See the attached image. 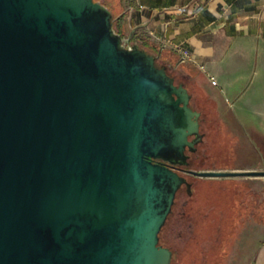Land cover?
I'll use <instances>...</instances> for the list:
<instances>
[{
    "label": "water",
    "instance_id": "1",
    "mask_svg": "<svg viewBox=\"0 0 264 264\" xmlns=\"http://www.w3.org/2000/svg\"><path fill=\"white\" fill-rule=\"evenodd\" d=\"M131 40L99 0H0V264H172L202 114Z\"/></svg>",
    "mask_w": 264,
    "mask_h": 264
},
{
    "label": "crops",
    "instance_id": "2",
    "mask_svg": "<svg viewBox=\"0 0 264 264\" xmlns=\"http://www.w3.org/2000/svg\"><path fill=\"white\" fill-rule=\"evenodd\" d=\"M122 7V25L133 41L191 53L181 76L214 101L228 140L239 141L229 127L244 128L252 143L264 145V0H122ZM259 203L250 213L261 226L250 238L261 242L249 264H264V201Z\"/></svg>",
    "mask_w": 264,
    "mask_h": 264
},
{
    "label": "rangeland",
    "instance_id": "3",
    "mask_svg": "<svg viewBox=\"0 0 264 264\" xmlns=\"http://www.w3.org/2000/svg\"><path fill=\"white\" fill-rule=\"evenodd\" d=\"M174 73L177 74L180 82L185 80L176 70ZM209 91L215 93L217 90L210 88ZM246 115L250 114L247 113ZM228 129L239 136V141L232 143V146H234L233 159L232 161L216 163L214 170H218L219 167L243 168L240 170H264V160L260 153L261 145L252 143L253 136H249L244 131V128L232 129L229 127ZM257 139L261 140L258 137ZM211 179L214 180L209 179L208 181L219 182V186L232 185L233 183L238 185V183L247 181L249 191L246 203L249 204V207L259 205V202L264 201V177ZM233 192L234 190L229 189L232 199H234ZM212 198H209L211 199V204L207 208L204 207L202 214H199V216L184 215V206L188 198L186 189H183L177 195L172 214L161 232L163 245L179 252L180 258L183 260L182 264H249L261 242L258 237L257 239H251L250 237L254 234L250 233L253 231L258 233L261 225L255 224L250 210L247 211L245 218L240 219L239 224L231 232L229 229L224 228L225 232L222 236L224 237V248L219 250L222 245L217 230L219 229L218 221H221L223 207L219 195L216 196L214 194ZM233 206L234 204L231 203L230 207L233 208ZM195 207H203L202 201L195 203ZM205 212L208 214L206 215ZM203 214L209 218H205ZM203 218H205L207 226L202 225V222L200 223Z\"/></svg>",
    "mask_w": 264,
    "mask_h": 264
},
{
    "label": "trees",
    "instance_id": "4",
    "mask_svg": "<svg viewBox=\"0 0 264 264\" xmlns=\"http://www.w3.org/2000/svg\"><path fill=\"white\" fill-rule=\"evenodd\" d=\"M102 1L114 14V28L116 31L121 34L123 37H127V33L123 28L122 22L125 17V12L122 7V0H99ZM132 43L136 42L131 40ZM142 47H145L150 53L159 55V64H166L169 68V73L176 77L177 83H184L186 87L189 89L190 94L192 95V101L191 106L195 109L201 112V123H202V132L205 134V141L202 145V155L193 161L191 168L194 170H206V169H215L214 164H211L212 162H222V161H232V157L234 154V146H232L233 141H227L226 139H223L224 137H228L225 133V129L223 126V123L221 122L219 118V114L216 110V106L213 100H211L208 96H206L202 89L199 88L193 80H183L179 81L177 74L174 73L176 70L179 72L180 75L183 74V64H179L180 57L178 54H175L174 52H171L169 50L164 49L162 52L159 49L158 51H155L153 49H150L146 44L142 42H138ZM194 85H192V84ZM221 133V137L218 136V134ZM225 133V136H223ZM228 139V138H227ZM222 140L225 141V149L223 150L222 146ZM220 141V142H219ZM221 147V148H220ZM260 153L262 154L264 158V145L260 146ZM230 156V157H228ZM217 158V159H216ZM216 159V160H215ZM264 160V159H263ZM220 169H232L229 167H219ZM191 180V192H187V205H186V214L190 216H199V214H202L204 207L207 208L211 204V199H213V195L216 194L220 197V202L222 204V213H221V221H218L219 229L217 230V234L219 236V239L221 240V245L219 250H222L224 248V228L227 230H231L236 227L241 218V215H238L236 217H232L228 213L234 212V209L230 207L231 203L236 205V198H238V195H241L245 192H247L245 185L241 183H238V185H232L225 184L223 186H219V182L216 181H208L209 179H200L196 177H189ZM214 180V179H210ZM205 184V185H204ZM229 189L234 190L233 196L234 199L231 198ZM182 191V190H181ZM180 191V192H181ZM179 192V193H180ZM211 198V199H209ZM233 200V201H231ZM198 201H202L203 207H195V203ZM237 205L238 211L241 209V207ZM202 208V211H201ZM236 212V211H235ZM246 213V212H245ZM172 214V213H171ZM207 215L208 213L205 212ZM203 214L205 217L206 215ZM238 214V213H237ZM171 216V215H170ZM170 218V217H169ZM209 218V217H205ZM205 218L200 221L202 225L207 226V222L205 221ZM208 220V219H207ZM204 232V231H203ZM161 244L163 245L162 237L160 235ZM174 251V250H173ZM183 260L180 258V254L177 251H174L173 256V262L172 264H182Z\"/></svg>",
    "mask_w": 264,
    "mask_h": 264
},
{
    "label": "flooded vegetation",
    "instance_id": "5",
    "mask_svg": "<svg viewBox=\"0 0 264 264\" xmlns=\"http://www.w3.org/2000/svg\"><path fill=\"white\" fill-rule=\"evenodd\" d=\"M183 83V82H182ZM201 121V120H200ZM203 126H202V123H201V129H200V131H201V133L203 134V139H202V141L201 142H199L197 145H196V150L195 151H190V150H187V155H188V159H187V163L186 164H184V165H175V168L177 169V170H179V172L182 174V175H184V176H186V178H187V182L190 184V187L188 186V184L186 183V184H183V186L181 187V189L179 190V192L181 191V190H183V189H186V191L188 192L189 191V193L191 192V187H192V185H191V180H190V178L189 177H191V176H193V177H196V176H194V175H191V174H186V170H194V169H192L191 168V165H192V163H193V161H195L196 159H198L201 155H202V145H203V143H204V141H205V134L202 132V128ZM218 136L219 137H221V133H219L218 134ZM223 136H225V133H224V135ZM191 139H193V138H191ZM223 139H226L227 140V138L226 137H224ZM228 141V140H227ZM230 141V140H229ZM232 141V140H231ZM220 142V141H219ZM224 144H225V141H223L222 140V148H223V150H220L221 152L222 151H224V149H225V146H224ZM220 147V148H221ZM228 157H230V156H228ZM217 159V158H216ZM215 159V160H216ZM264 159V158H263ZM216 163H218V162H212L211 164H214V165H216ZM218 169H220V168H218ZM206 170H210V169H206ZM196 178H200V177H196ZM200 179H211V178H200ZM243 185H246L247 183H242ZM205 185V184H204ZM179 192H178V194H179ZM247 193L248 192H245V193H243V194H241V195H238V198H236V205H234L233 206V209H234V212H232V213H228V214H230L232 217H236V216H238V215H241V218H245V212H247V211H249V210H251L250 209V207H249V204L248 203H246V199H247ZM177 194V195H178ZM186 205H187V201H186V204H185V206H184V215H187L186 214ZM237 205H239L240 207H241V209H239V212H237L238 211V208H237ZM238 206V207H239ZM246 206V207H245ZM236 211V212H235ZM238 213V214H237Z\"/></svg>",
    "mask_w": 264,
    "mask_h": 264
},
{
    "label": "built area",
    "instance_id": "6",
    "mask_svg": "<svg viewBox=\"0 0 264 264\" xmlns=\"http://www.w3.org/2000/svg\"><path fill=\"white\" fill-rule=\"evenodd\" d=\"M166 45V44H165ZM165 49V47L161 48V52ZM176 51L179 53V57H180V62L179 64H183L185 63L187 60L191 59V53L186 50L183 49L182 47H176ZM211 83L214 86H218V83L216 81V79L214 77H211Z\"/></svg>",
    "mask_w": 264,
    "mask_h": 264
}]
</instances>
